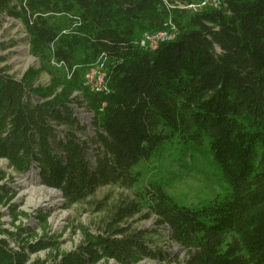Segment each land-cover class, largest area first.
Here are the masks:
<instances>
[{"label": "trees", "instance_id": "obj_1", "mask_svg": "<svg viewBox=\"0 0 264 264\" xmlns=\"http://www.w3.org/2000/svg\"><path fill=\"white\" fill-rule=\"evenodd\" d=\"M222 2L191 11L164 0H0L38 60L21 78L0 67V159L10 168L35 170L72 205L102 186H136L139 163L176 147L208 152L227 184L225 195L187 206L153 178L115 206L103 231L52 262L31 255L58 249L57 240L33 242L23 237L33 228L11 231L0 220V264H264V0ZM162 29L174 38L141 45ZM101 56L109 89L93 92L85 73ZM43 73L47 84L38 83ZM79 109L93 112L90 123ZM10 191L0 187V203ZM144 210L184 259L151 247L149 230L116 226ZM37 217L47 223L46 213Z\"/></svg>", "mask_w": 264, "mask_h": 264}, {"label": "rangeland", "instance_id": "obj_2", "mask_svg": "<svg viewBox=\"0 0 264 264\" xmlns=\"http://www.w3.org/2000/svg\"><path fill=\"white\" fill-rule=\"evenodd\" d=\"M195 1V0H194ZM38 65L36 57L30 54L28 36L23 24L15 18L0 15V67L8 68L10 74L21 78L26 70ZM50 77L43 73L38 83L47 84ZM80 116L85 120L84 111ZM142 174L141 181L132 188L120 185H106L98 188L96 193L78 203L68 205L61 192L49 188L39 181L35 170L20 174L8 166L5 159H0V187L11 189L8 196L0 203V220L5 228L16 231V226L33 228L31 240L37 241L43 237L57 240L58 249L45 248L32 253L31 258L48 259L59 251H74L85 241L86 234H97L111 224L112 215L117 204L135 199L136 190L148 185L153 178H162L167 183L169 193L183 205H199L218 194L225 195L227 184L221 177V172L208 152H181L176 147L164 151L148 162H141L135 168ZM10 200H7L11 196ZM18 214L13 223V212ZM147 210L116 225L127 226L130 230H149L150 246L177 253L179 259L185 258L182 250L169 236V231L158 226L156 216L144 217ZM25 213L26 215H24ZM46 213L47 223L39 222L37 214ZM46 225L47 227H45ZM154 260L145 258L137 264H153ZM100 264H105L101 261ZM108 264H114L109 261Z\"/></svg>", "mask_w": 264, "mask_h": 264}, {"label": "built area", "instance_id": "obj_3", "mask_svg": "<svg viewBox=\"0 0 264 264\" xmlns=\"http://www.w3.org/2000/svg\"><path fill=\"white\" fill-rule=\"evenodd\" d=\"M169 8L178 7L182 10L199 11L205 7H220L222 0H193L189 3L174 2L171 3L169 0H164ZM171 24V23H170ZM172 25V24H171ZM175 33L173 29H162L153 33H145L141 40V45L146 49H157L159 45L165 41L173 39ZM109 74L106 64V58H101L92 66L88 68L85 73V86L93 92H106L109 89ZM75 94H81L77 91ZM84 111L85 122L90 123L93 118V112L79 109ZM114 264H117L114 260H110Z\"/></svg>", "mask_w": 264, "mask_h": 264}]
</instances>
